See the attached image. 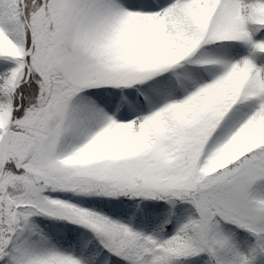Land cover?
<instances>
[{"label": "snow or ice", "instance_id": "1", "mask_svg": "<svg viewBox=\"0 0 264 264\" xmlns=\"http://www.w3.org/2000/svg\"><path fill=\"white\" fill-rule=\"evenodd\" d=\"M0 264H264V0H0Z\"/></svg>", "mask_w": 264, "mask_h": 264}]
</instances>
